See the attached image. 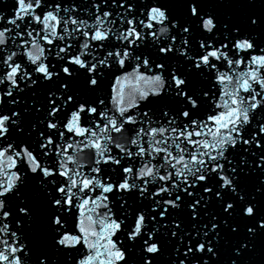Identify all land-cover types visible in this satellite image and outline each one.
Instances as JSON below:
<instances>
[{"label":"snow or ice","instance_id":"6c2138e0","mask_svg":"<svg viewBox=\"0 0 264 264\" xmlns=\"http://www.w3.org/2000/svg\"><path fill=\"white\" fill-rule=\"evenodd\" d=\"M0 264H264V0H0Z\"/></svg>","mask_w":264,"mask_h":264},{"label":"water","instance_id":"95a60500","mask_svg":"<svg viewBox=\"0 0 264 264\" xmlns=\"http://www.w3.org/2000/svg\"><path fill=\"white\" fill-rule=\"evenodd\" d=\"M8 3L11 4L12 3V0H8Z\"/></svg>","mask_w":264,"mask_h":264}]
</instances>
